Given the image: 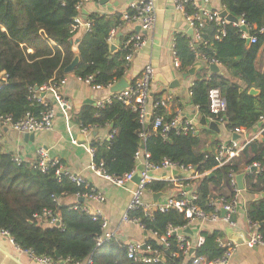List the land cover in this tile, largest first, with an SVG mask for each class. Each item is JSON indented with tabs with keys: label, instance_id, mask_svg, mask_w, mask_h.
I'll use <instances>...</instances> for the list:
<instances>
[{
	"label": "trees",
	"instance_id": "1",
	"mask_svg": "<svg viewBox=\"0 0 264 264\" xmlns=\"http://www.w3.org/2000/svg\"><path fill=\"white\" fill-rule=\"evenodd\" d=\"M82 2L0 0V73L4 71L8 75L7 83L0 85L1 116L11 115L14 121L28 112L39 116L44 106L31 99L30 89L50 81L61 83L65 68L76 55L80 56V61L74 73L82 79L92 75L94 85L108 87L124 77L128 51L124 47L112 51L107 41L110 30L125 23L123 13H91L88 16L91 27L80 38L79 29L73 30V25ZM222 4L253 26L251 33L258 36V41L248 44L240 28L232 23L227 24L226 35L216 40L214 36L219 26L206 21L202 29L204 42L198 44V50L203 57L217 60L226 73H211L209 64L202 63L190 88L192 102L202 115L211 119L209 91L218 87L226 100V111L220 117L227 130L252 132L264 127V71L256 62L264 46V33L259 32L264 27V0H222ZM187 8L192 10L191 6ZM189 38V34H184L177 35L175 40L182 72L199 64L190 48ZM251 88L260 93L250 94ZM158 100L159 94L151 96V103ZM157 115H164L168 123L174 118L166 115L165 109L160 107L151 113L145 131L138 112L112 100L102 107L85 105L78 114V121L80 126L95 130L109 128L111 138L93 141L90 145L95 151L94 162L102 165L110 175L122 176L134 168L135 154L142 148V142L154 164L169 158L178 164L195 166L199 173L206 174L194 182L197 203L206 211L212 209L210 198L219 200L233 196L230 172L243 173L247 191L257 195V199L248 201L245 214L249 221L260 224L259 231L264 240V137L253 139L239 156L218 167L216 157L222 141L216 132L203 128L198 136L170 130L168 138L164 139L153 126ZM202 134L207 137H201ZM13 155L3 151L0 145V229L8 231L22 249L54 260L58 259V252L62 259L82 262L91 259V264H150L128 258L126 247L116 238L97 247L101 222L80 209H74L76 203L79 207L84 205L79 198L69 205L60 204L61 198L86 193L89 188L85 184L74 183L67 176L58 178L53 170L42 173L24 159L18 165L13 161ZM255 163L260 164V170H246ZM209 174L213 175L209 177ZM147 188L163 193H173L175 189L174 184L165 181H153ZM44 210L58 215L62 226L52 227L45 220L34 218ZM131 216L139 217L146 231L158 234H165L169 227H184L188 223L184 214L176 209L155 212L150 218L141 211L131 212ZM201 236L204 241L196 248L195 254L212 261L221 258L224 249L218 245L217 239L224 237L223 232L204 230ZM170 241L172 247L165 252V260L152 264H189L182 254L172 255L179 249L175 236ZM150 243L158 246L154 239Z\"/></svg>",
	"mask_w": 264,
	"mask_h": 264
},
{
	"label": "built area",
	"instance_id": "2",
	"mask_svg": "<svg viewBox=\"0 0 264 264\" xmlns=\"http://www.w3.org/2000/svg\"><path fill=\"white\" fill-rule=\"evenodd\" d=\"M88 1H98V0H83L82 4L78 7L81 10V7L84 3ZM158 0H141L138 3H133L131 10H134V13H129L126 11L123 13V20L125 22H131L138 24L141 31L134 33L129 36L125 43L124 48L128 51L125 60L129 62L136 51L140 50L146 44V38L144 33L151 31L156 24V7L155 4ZM175 4V9L184 14L187 24L192 31V34H189V45L191 50L195 53L196 61L204 60L208 64H217L215 59H207L198 50V44L204 42V37L202 33L203 26L206 21L215 22L219 26L217 32L214 36L216 40H221L226 35V26L227 24H234L240 28L242 36L245 39H249L250 43H256L258 41V36L252 34L251 31L254 30L253 26L250 25L243 17H238V22H230L226 18H222L221 11H210L204 9L201 3H198L197 0H173ZM188 6L192 7V10H188ZM85 27L87 30L90 29V23L84 22L81 15L75 17L73 30L80 27ZM243 27L246 30H243ZM260 33H264V27L259 29ZM116 33V29L113 28L110 31L108 41L112 42ZM174 65L177 68H180L181 61L177 55L176 50L174 51ZM155 78V71L151 64H146L134 83H130L128 88L122 89L119 92L112 93L110 96L106 97L103 100H99L96 103V106L102 107L106 103L111 102L112 100H118L124 103L126 106L130 107L132 110L138 112L139 121L141 124H146L149 122L148 114H150L156 109L163 107L166 108L168 103L173 99L172 94H167L165 97L161 98L156 102L151 103V84ZM8 75L6 72L0 73V85L7 83ZM86 82L91 84L94 88H103V86H98L92 84L93 76L90 75L86 79ZM31 99L37 103L44 106L43 110L39 113V116L35 115L33 112H28L24 117L19 120L14 121L11 115L1 116L0 115V138L2 137L4 127L9 129L16 130L20 133H36L42 130H51L53 128V120L56 115V111L50 102L46 98V94L53 92L56 101L64 110L70 108V102L62 97L58 93V85L53 81H50L40 87L31 88ZM210 99V112L213 117L211 121H216V118L219 119L218 124H223V119L220 117L226 111V100L224 99L220 88L215 87L209 91ZM152 105V106H151ZM151 106V109H150ZM154 129L159 131L161 136L164 139L168 138V133L170 130H175L178 134H189L196 133L197 127L194 122L186 120L181 123L177 118H173L171 122H166L164 115H157L153 122ZM82 132L85 134L91 135L94 128L93 127H82ZM244 131V130H242ZM241 131V132H242ZM241 132H232L238 133ZM260 133V135H259ZM258 135L250 140H231L228 144H224L220 147L219 152L217 153L216 160L218 161V167L224 166L229 163L233 158L239 156L242 150L249 144L253 139L264 137V127L259 129ZM112 136L109 135L108 138ZM74 143L76 140L73 141ZM88 151L93 157L91 168L101 177L107 179L112 184L120 188H127L128 184L133 181V178L137 171L141 172L142 179L139 183H136L135 188L131 190V198L127 207V211L122 217V220L125 222L134 223L142 229L146 230L141 219L138 217L131 216V212L141 211L145 217H152L155 212L165 213L171 209H176L179 212L183 213L188 223L184 227H169L165 234H158L156 231L149 230L148 235L150 236L145 243L138 241H131L125 244L127 257L133 259L137 262L143 263H159L165 260V252L171 249L172 244L170 238L175 236L179 251L173 252V256H179L182 254L189 264H228L229 260L233 256L234 252L237 249V244L229 240L226 237H219L217 239L218 245L224 249L223 255L221 258L216 260H209L206 256L196 255L195 252L190 255V251L194 248L199 247L203 241L204 237L199 236L196 243L188 238V233L185 232L187 228L190 227V224L194 221L200 222H223L230 227H238L239 224L236 221L235 217L239 212V202H240V193L237 183V174L234 171H231L229 174L230 185L233 189V196L229 199L226 197H221L219 200L210 198L209 205L212 207L211 211H206L198 203V195L195 191L194 182L199 178L203 177L206 174L199 173L195 166L193 165H182L171 161L169 158H164L160 164H154L150 160V153L146 148H140L135 154V166L132 170L126 172L122 176L110 175L105 172L102 165L98 166L94 162L95 151L91 145L88 147ZM13 161L20 165L24 162L23 158L19 155H13ZM31 166L42 173H47L53 170L58 178L67 176L70 181L74 183H83L89 190L84 194H77L76 198H84L85 202L95 201L97 203H105L107 198L106 195L90 186L86 179L76 173H71L66 170L62 162L58 158H51L48 151L44 148H38L36 152V159L30 162ZM255 167L256 170H260V164L255 163L253 166L246 167L247 171H252L251 168ZM164 170L178 171L177 176L164 177L162 175H157ZM177 174V173H176ZM179 176V177H178ZM153 181H165L168 183L176 184L179 187L177 193H168L164 197V201L155 202L153 199H147L145 197L148 188V183ZM188 182V183H185ZM185 183V184H184ZM74 209H80L83 212L92 215L94 220L101 222V234L97 237L96 246L100 247L104 243L109 242L114 239L116 235L108 230L109 219L104 214L101 209H91L89 205H82L79 207L76 204L73 205ZM225 209L226 214L222 216L221 211ZM35 219L45 220L49 226L52 227H61V221L58 215H55L51 210H44L41 214H35ZM248 244L264 245V240L262 234L259 231L260 224L248 222ZM0 233L9 237L12 242L14 238L6 230L0 229ZM157 241L158 246L155 247L150 243L152 240ZM31 257L39 262L40 264H91L92 260L88 261H74L71 258L66 259H57L54 260L49 256H38L34 254L33 251L26 250Z\"/></svg>",
	"mask_w": 264,
	"mask_h": 264
},
{
	"label": "crops",
	"instance_id": "3",
	"mask_svg": "<svg viewBox=\"0 0 264 264\" xmlns=\"http://www.w3.org/2000/svg\"><path fill=\"white\" fill-rule=\"evenodd\" d=\"M140 1L141 0H111L107 4H100L99 0L88 1L82 5L79 15H81L83 9L87 11L88 16L94 12L102 15H111L117 11L125 13L131 8L133 3H138ZM197 1L201 3L204 9L210 11L227 10L222 4V0ZM155 7L156 24L151 31L144 33L146 44L135 52L129 62H126L124 77L128 78L130 82L133 83L140 76L144 66L146 64H151L155 71V78L151 86V95L154 96L155 94H159L161 99L167 94H172L173 99L168 103V106L164 108L166 115L174 116L181 123L191 119L196 125L197 131H201L203 128H207L200 124V120L204 115L200 112L199 107L192 102L190 91L194 75L198 70L194 75L184 78L183 74L186 72H182L181 68H177L174 65L176 36L190 34L191 30L184 14L175 9L173 0H158ZM138 26V24L125 22L123 25L113 27L116 29V33L112 42L108 41L109 35L107 37V41L111 44V49L115 46V49L112 51L122 50L126 39L134 33L141 31ZM78 29L79 37L81 38L86 33L87 29L84 26ZM204 62L208 64V62L204 60L197 61L201 66ZM256 62L258 68L264 71V46L261 48ZM210 65L211 64H209L210 72L216 73L211 71ZM219 67L220 72H223V74L226 73V69H224L221 64H219ZM64 74L65 76L61 83H54L58 85V93L70 102V108L64 110L56 101L53 92L46 94L47 100L56 111L53 120V128L51 130L36 132L34 141L28 139V142L25 139L24 133L8 128V130L3 131L2 137L0 138V145L3 151L13 152L14 155H19L24 160L30 162L36 159L38 148L46 149L50 157L58 158L66 170L71 173L82 175L90 186L102 191L106 195L107 200L103 204L92 200L84 202V204L86 203V205H89L91 209H101L104 212L109 219L108 230L116 235L115 238L118 241L123 245L131 241L145 243L150 237L148 232L134 223L122 220L130 202L131 190L135 188L136 183L132 181L128 184L127 188H120L98 175L91 168L93 157L88 151V147L93 141L109 139V128L101 127L96 130L94 129L93 132L96 131V133L94 134L92 132V134L89 135L82 132L78 121V114L85 105H94L92 104L93 102L97 103L99 100H103L112 94L110 92V87L113 84L108 87L94 88L84 79L77 76L74 71L70 73L64 71ZM175 79L180 80V87L177 89H171L161 81L165 80L168 83H172ZM94 106H96V104ZM207 120L210 121L208 118ZM219 127L221 133L218 134V137L222 141V145L228 144L231 140H234V133L227 130L225 124H219ZM258 133V129L252 132L244 130L239 134L240 138L236 140H250L258 135ZM81 134H85L87 138L86 143L78 142ZM201 137L206 138L207 135L202 134ZM74 140H76L75 143L73 142ZM159 174L164 177L178 175L170 170L157 173V175ZM174 188L175 189L172 190L173 193H177L179 187L174 184ZM155 193L157 192L148 190L145 197L154 200L153 194ZM167 194L168 192H165L160 198V201H164V197H166ZM254 199H257V195L249 193L245 185V188L241 190L240 193V208L235 217L239 224L238 227H230L221 221L217 223L194 221L189 227L192 230V234H189L190 238L196 243L202 231H213L218 229L222 231L224 237L228 239L231 233L232 235L237 234L239 240L241 237L247 240L249 238V220L246 217L245 209L248 201ZM76 200L77 198L75 196H67L61 198L59 201L60 204L69 205L75 203ZM0 264L40 263L35 261L31 255L26 250L22 249L16 242H12L9 237L0 233ZM228 264H264V245H250L248 242L238 243L237 249Z\"/></svg>",
	"mask_w": 264,
	"mask_h": 264
},
{
	"label": "water",
	"instance_id": "4",
	"mask_svg": "<svg viewBox=\"0 0 264 264\" xmlns=\"http://www.w3.org/2000/svg\"><path fill=\"white\" fill-rule=\"evenodd\" d=\"M110 1L111 0H99V3L100 4H107ZM221 16H222V18H226L230 22H235V23L238 22V17L235 16L233 13L229 12L228 10L224 9L223 11H221ZM81 17H82L84 22H88V13H87V11L85 9L82 10ZM138 28L140 29V26H138ZM243 30H246V28L243 27ZM190 34H192V31H190ZM247 43L248 44L250 43L249 39L247 40ZM114 49H115V46L112 47V50H114ZM79 61H80V56L76 55L74 57V59L72 60V62L65 68L64 71L66 73L73 72L74 69L76 68V66L78 65ZM200 67H201V65L197 64L194 67L190 68L186 73L183 74L184 78H187V77H189L191 75H194L195 72ZM210 69H211V71L216 72V73L220 72V67L217 64H211L210 65ZM161 81L166 86H168L171 89H177V88L180 87V80L179 79H175L172 83H168L165 80H161ZM130 83L131 82H130V80L128 78L123 77L122 79H120L118 82H116L115 84H113L110 87V92L111 93H116V92L121 91L122 89L128 88ZM249 93L252 94V95H258L260 93V91L258 89H256V88H251ZM92 104L95 105L96 103L93 102ZM148 118H150V114H148ZM200 124L202 126H204V127H207L209 130H212V131L216 132L217 134L221 133L219 124L216 121H208L205 116H202V118L200 120ZM144 127H145V131H146L148 129V124L146 123ZM256 129L257 128H255L254 131H256ZM4 130H8V128L4 127ZM93 133L95 134L96 131H94ZM196 135H198V136L200 135V131L199 130L196 132ZM34 137H35V132L34 133L33 132L32 133H25V139L27 140V142H28V139H30V141H34ZM238 138H240V135L238 133H234L233 134V139L236 140ZM78 142L79 143H86L87 142V138H86L85 134H81L80 135ZM141 147L145 148V143L144 142H142ZM11 154L13 155V152ZM251 170L255 171L256 168L252 167ZM175 173L178 174V171H175ZM212 175L213 174H209V177H211ZM244 177H245V175L243 173L237 175V183H238V186H239L240 190H243L245 188ZM141 179H142L141 172L137 171L135 176H134V178H133V181L135 183H139ZM163 195H164L163 192H157V193L153 194L154 201L155 202H159L160 198ZM80 201L84 202L85 200H84V198H80ZM221 214H222V216H224L226 214L225 209H222ZM185 232L188 233V234H192V230L190 228H187L185 230ZM229 240L233 241L235 244L247 242V240H245L242 237L239 240L237 238V234L232 235L231 233L229 234ZM194 252H195V249L193 248L190 251V255H192ZM56 256H57L58 259H61V255L58 252H56Z\"/></svg>",
	"mask_w": 264,
	"mask_h": 264
},
{
	"label": "bare ground",
	"instance_id": "5",
	"mask_svg": "<svg viewBox=\"0 0 264 264\" xmlns=\"http://www.w3.org/2000/svg\"><path fill=\"white\" fill-rule=\"evenodd\" d=\"M80 199V198H79ZM85 202V201H84ZM222 212V211H221ZM32 220V219H31Z\"/></svg>",
	"mask_w": 264,
	"mask_h": 264
},
{
	"label": "rangeland",
	"instance_id": "6",
	"mask_svg": "<svg viewBox=\"0 0 264 264\" xmlns=\"http://www.w3.org/2000/svg\"><path fill=\"white\" fill-rule=\"evenodd\" d=\"M151 86H152V84H151Z\"/></svg>",
	"mask_w": 264,
	"mask_h": 264
}]
</instances>
